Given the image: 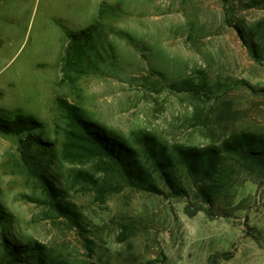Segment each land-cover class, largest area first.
<instances>
[{"label":"rangeland","instance_id":"1","mask_svg":"<svg viewBox=\"0 0 264 264\" xmlns=\"http://www.w3.org/2000/svg\"><path fill=\"white\" fill-rule=\"evenodd\" d=\"M105 1L99 19L102 0H0V112L37 118V134L56 141L25 159V134L0 133V210L12 234L57 264H264L262 167L228 158L214 216L189 215L194 193L171 195L162 181L163 193L137 189L98 158L66 156L56 101L129 143L153 133L171 153L243 131L264 137V0ZM98 21L92 71L61 81L69 31ZM40 158L76 223L32 172L44 170Z\"/></svg>","mask_w":264,"mask_h":264},{"label":"trees","instance_id":"2","mask_svg":"<svg viewBox=\"0 0 264 264\" xmlns=\"http://www.w3.org/2000/svg\"><path fill=\"white\" fill-rule=\"evenodd\" d=\"M107 7L110 5L102 0L99 19L104 18ZM103 29L104 23L98 21L86 29L69 31L61 81L75 82L82 74L92 71ZM244 40L247 42L245 37ZM255 45H250V51L255 58H260ZM182 87L187 88L184 85ZM261 91L264 92V89ZM56 101L66 120L63 146L66 156L98 158L109 169L117 172L126 183L137 189L163 193L159 184L162 181L171 195L191 199L194 193L199 200L195 201V209L186 207L189 215L205 211L209 217L214 216L215 199L219 191L217 187L221 185L228 158L264 169V137L253 132L234 134L225 139L221 146H178L175 153H171L153 133L137 134L133 143H129L88 119L79 105L62 97H58ZM42 125L37 118L21 112L10 116L0 112V133L15 136L25 134L20 140L25 159H33L32 151L35 149L37 152L41 151L39 153L42 157L44 151H51L56 145V141L50 140L47 134L43 133L44 138L37 134ZM40 159L39 167L44 170L38 171L30 165L33 167L32 172L36 174L55 209L76 223L70 217L75 212L63 200V195H60L61 190L56 186L55 176L47 171L48 165L44 166L42 158ZM11 222L9 214L0 210V264H57L43 244L16 240L9 228Z\"/></svg>","mask_w":264,"mask_h":264}]
</instances>
